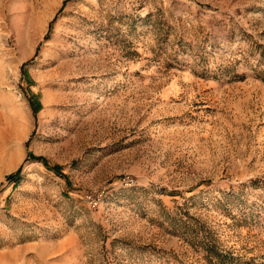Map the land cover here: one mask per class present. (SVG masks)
Here are the masks:
<instances>
[{"label":"rangeland","instance_id":"374dc122","mask_svg":"<svg viewBox=\"0 0 264 264\" xmlns=\"http://www.w3.org/2000/svg\"><path fill=\"white\" fill-rule=\"evenodd\" d=\"M0 264H264V0H0Z\"/></svg>","mask_w":264,"mask_h":264},{"label":"trees","instance_id":"16d2710c","mask_svg":"<svg viewBox=\"0 0 264 264\" xmlns=\"http://www.w3.org/2000/svg\"><path fill=\"white\" fill-rule=\"evenodd\" d=\"M61 167L60 166H55L54 167V169L58 172V173H60L59 171H58V169H60ZM20 172H21V168H19L16 172H14L13 174H11L10 176H9V178H19V176H20ZM61 175H63V174H61Z\"/></svg>","mask_w":264,"mask_h":264}]
</instances>
